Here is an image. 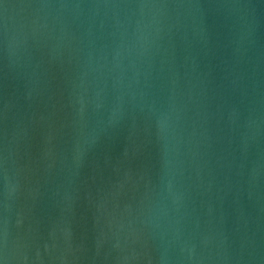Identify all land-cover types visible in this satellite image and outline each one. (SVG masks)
Here are the masks:
<instances>
[{
	"label": "water",
	"instance_id": "obj_1",
	"mask_svg": "<svg viewBox=\"0 0 264 264\" xmlns=\"http://www.w3.org/2000/svg\"><path fill=\"white\" fill-rule=\"evenodd\" d=\"M0 264H264V0H0Z\"/></svg>",
	"mask_w": 264,
	"mask_h": 264
}]
</instances>
